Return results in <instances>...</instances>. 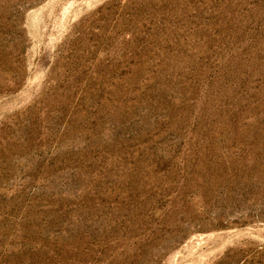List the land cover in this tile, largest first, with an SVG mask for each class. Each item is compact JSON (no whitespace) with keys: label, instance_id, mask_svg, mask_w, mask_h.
Masks as SVG:
<instances>
[{"label":"rangeland","instance_id":"374dc122","mask_svg":"<svg viewBox=\"0 0 264 264\" xmlns=\"http://www.w3.org/2000/svg\"><path fill=\"white\" fill-rule=\"evenodd\" d=\"M0 264H264V0H0Z\"/></svg>","mask_w":264,"mask_h":264}]
</instances>
